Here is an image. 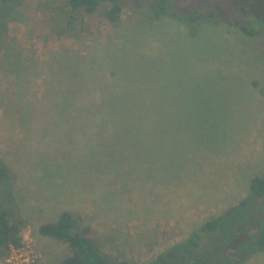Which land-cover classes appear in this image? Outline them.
I'll return each mask as SVG.
<instances>
[{
	"label": "rangeland",
	"instance_id": "1",
	"mask_svg": "<svg viewBox=\"0 0 264 264\" xmlns=\"http://www.w3.org/2000/svg\"><path fill=\"white\" fill-rule=\"evenodd\" d=\"M66 1L0 0V205L33 264L67 255L37 233L66 211L116 261L151 264L223 217L179 264H264L238 252L264 219L248 190L264 173V0H120L116 23L105 2Z\"/></svg>",
	"mask_w": 264,
	"mask_h": 264
},
{
	"label": "trees",
	"instance_id": "2",
	"mask_svg": "<svg viewBox=\"0 0 264 264\" xmlns=\"http://www.w3.org/2000/svg\"><path fill=\"white\" fill-rule=\"evenodd\" d=\"M102 2H105L107 5V9H104L103 15L111 23H116L121 12L120 0H67L66 4L70 8V13L82 10L87 14H92ZM193 20L197 21L198 18L194 16ZM241 29L245 32L244 28L241 27ZM248 34L254 35L255 33L248 32ZM69 60H71V58H68L66 61ZM5 173L6 169L0 165V182L5 180ZM248 190L255 203L257 205L258 202L261 203V207L258 205L257 209L260 210L261 208V212L264 213V173L254 176L249 181ZM247 207V199H244L239 205L230 208L226 214L232 215L236 209H244ZM222 219L223 217H219L206 222L198 232L204 234L205 232L214 231L219 223L222 222ZM23 225L21 219H18L16 215L13 216L10 210H4L2 205H0V260L7 257L10 245L15 247L20 246L22 242L21 230ZM258 228L259 230L256 235L251 236L247 243L239 245V256L246 257L249 253L247 251L249 250L264 251V219H261ZM198 232L191 235L187 243L185 242V245L182 243L176 245H182L181 251L176 249L175 246L174 250L171 248L164 254L159 255L151 264H179L180 261L178 257L187 255L190 247H197V243L200 241V234ZM37 233L43 237L57 240L67 246V255L56 264H128L126 261H116L102 254L100 248L87 236L86 232L79 229L78 221L71 212H63L55 222L42 224L38 227ZM238 262L239 261H231L228 257L220 260L217 259V261L203 257H195L190 260L189 263L186 261L185 264H238Z\"/></svg>",
	"mask_w": 264,
	"mask_h": 264
},
{
	"label": "built area",
	"instance_id": "3",
	"mask_svg": "<svg viewBox=\"0 0 264 264\" xmlns=\"http://www.w3.org/2000/svg\"><path fill=\"white\" fill-rule=\"evenodd\" d=\"M34 261L35 253L31 248L24 245L18 247L10 245L7 257L0 260V264H33Z\"/></svg>",
	"mask_w": 264,
	"mask_h": 264
},
{
	"label": "flooded vegetation",
	"instance_id": "4",
	"mask_svg": "<svg viewBox=\"0 0 264 264\" xmlns=\"http://www.w3.org/2000/svg\"><path fill=\"white\" fill-rule=\"evenodd\" d=\"M157 8H158V7H157ZM159 9L162 10L161 7H159ZM91 15H92V14H89V16H91ZM155 18H156V17H155ZM155 18H154V19H155ZM150 20H151V19H150ZM154 21H156V20H151V22H154Z\"/></svg>",
	"mask_w": 264,
	"mask_h": 264
}]
</instances>
